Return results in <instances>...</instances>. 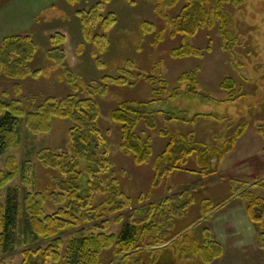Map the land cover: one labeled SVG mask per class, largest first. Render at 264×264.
Listing matches in <instances>:
<instances>
[{
    "label": "rangeland",
    "instance_id": "1",
    "mask_svg": "<svg viewBox=\"0 0 264 264\" xmlns=\"http://www.w3.org/2000/svg\"><path fill=\"white\" fill-rule=\"evenodd\" d=\"M156 1L0 0V44L7 37L22 35L29 36L38 47L36 56L29 65L37 75L24 80H11L0 74V97L6 94L5 101H16L25 111L31 112L49 98L61 99L71 94L74 87L69 82V77L72 76L77 80L75 85L78 86V95L94 99L100 108L99 127L109 133L111 175L133 202V209L122 215L108 216L107 234H119L124 223L131 220L132 213L134 222L143 220V211L148 205L155 204L159 196L165 199L167 194L168 199L175 200L176 204L171 210L178 208L180 211L184 203L192 202L193 205L197 203L193 195L184 193L182 194L184 202L177 203L178 195H176L177 189L192 185L194 181L200 179V176L193 174L197 172L194 158H191L181 169L156 182L152 165L138 166L132 156L124 154L121 150L120 126L112 122L110 115L124 101H150L153 98V87L147 82L150 76L157 79L164 78L163 80L167 81L172 89L178 85L177 80L182 74L198 68L200 80L197 90L208 96L207 99L181 96L167 106L158 104L154 106V109L158 111L173 112L182 119L187 117L191 120L200 116L197 123L166 122L158 118L153 129L140 125L137 132L143 139L152 143L155 157L165 151L169 142L168 139L161 137V131L175 136H186L189 134L188 131H200L201 133L218 131L220 133L218 141H214L211 137L213 133L204 135L202 139L201 137L197 139L195 136V139L197 142H200V139L204 140L209 148L215 147L213 143L220 148L228 136V125L246 122L249 124V130L240 141L238 140V146L237 144L235 146L236 152L230 154L233 157L236 156V161L252 155L255 157L253 159L255 164L259 163V158L264 159V0H242V6L230 5L228 7L233 15L234 26H237L242 40V46L237 49L233 61L232 55L223 51L221 38L216 31H201L196 38L186 41L182 37L174 39L169 37L170 30L155 12ZM98 5L105 9V14L114 13L116 15L117 26L109 33L111 44L108 50L95 57L97 49L85 42L78 12L90 11ZM183 5L184 0H180L175 8L166 11L167 16L174 17L179 14ZM148 23L155 29L150 35L145 32L144 28V25ZM161 31L165 33L166 38L158 47H155V38ZM55 34L64 35L67 42L60 46L53 45L51 38ZM210 40H212L213 52L204 60L170 57V52L180 48L184 42L199 48H206ZM98 59L103 63L102 66L98 65ZM159 62L163 64L162 70L152 72L153 66ZM106 76L123 77L128 83L123 86L107 85L105 93L96 91L92 94L90 88L91 94H89L84 88V85L98 87ZM229 77L233 78L237 84L244 85V92L240 99L232 100L227 93L222 94L220 85L225 78ZM242 80L248 82L243 83ZM17 87L21 89L20 92L16 91ZM182 87L185 88V86ZM71 126L72 122L69 120L54 119L51 122V131L38 136L30 134L24 126L21 127L19 147L11 150L1 159L0 170L7 169L9 157L17 160L19 173L9 186L20 188L23 198L26 193L36 194L37 192L48 196L46 189L50 190L49 185L55 178V173L44 168L37 160V155L44 149L56 153L67 150L68 131ZM227 158L222 163L223 166L230 165L228 161L231 160ZM213 165L216 169L218 166L216 159ZM253 174V172H245L246 176H242L235 184L228 183V181L214 185L208 183L202 190V195L208 203L205 207L202 206L201 210L196 208L184 215L176 212L173 214L170 208H167L166 216L162 217L166 224L161 232L165 236H173L182 226L195 221L198 216L213 208L222 198L232 195L235 190L237 192L244 186V181L241 180L250 179ZM109 186L108 180L105 179L104 188L108 189ZM2 193L3 197L0 202L4 203L6 190ZM250 193L252 196L264 198V179L257 183ZM237 198L238 200L226 206L214 218L192 227L191 233L198 232L202 236L205 228L210 227L214 231L213 225L217 226L215 231L217 230L219 237L215 238L224 245L225 249L223 256L213 264H264V252L258 244L257 227L253 224L256 229V237H254L251 229L244 230L245 226L240 219L227 221L229 216L226 215L233 213L235 204L245 203L247 205V196L240 194ZM103 199L105 198L100 194L94 204L99 206ZM44 207L47 214L55 212L58 208L48 200ZM22 212L19 234L20 239L25 240V245L7 254H0V260L6 264H21L23 250L47 245V242L34 238L24 205H22ZM119 216L122 217V221L118 222ZM101 222L102 220H99L96 223L100 225ZM88 228L86 226L85 229L78 228L65 232L63 234L65 245L60 250L63 258L59 263L50 262L49 264H66L64 259L66 243L72 237L85 233ZM241 229L243 230L241 237H226L230 231ZM196 238L201 239V237ZM157 257L159 258L157 264H201L197 261L179 262L174 257L172 249L169 252L157 254ZM113 259V252L107 251L102 264H109Z\"/></svg>",
    "mask_w": 264,
    "mask_h": 264
},
{
    "label": "trees",
    "instance_id": "2",
    "mask_svg": "<svg viewBox=\"0 0 264 264\" xmlns=\"http://www.w3.org/2000/svg\"><path fill=\"white\" fill-rule=\"evenodd\" d=\"M179 2L180 0L156 1L155 12L170 30L169 37L173 39L182 37L186 41L196 38L201 31H216L221 38L223 51L232 55L233 61L237 49L242 46V40L228 7L230 5L240 7L243 1L184 0L179 14L168 17L166 11L175 8ZM105 13V9L99 5L90 11L78 12L85 42L97 49L95 57L108 50L111 44L109 33L117 26L116 15ZM144 28L147 34L154 33L155 29L149 23L145 24ZM165 38V33L159 32L154 46L158 47ZM51 41L53 45L60 46L67 42V38L55 34ZM37 51V45L29 36L7 37L0 44V74L11 80H24L37 75L29 67ZM212 52V40L208 42L206 48L184 42L180 48L170 52V57L204 60ZM97 62L99 66L103 65L100 59ZM162 68L163 64L159 62L153 66L152 72L160 71ZM199 74L198 68L182 74L177 80L178 85L172 89L164 78L150 76L147 78V82L153 87V98L150 101H124L110 115L112 122L120 126L122 152L132 156L138 166L152 165L156 182L184 167L191 158H194L199 176L203 178L211 176L216 171L213 161L216 159L218 164L221 163L249 128L246 122L228 125L230 134L220 148H209L204 143L197 142L192 132L186 136H175L161 131V137L168 139L169 142L161 155L154 156L152 143L138 134V127L143 125L153 129L158 118L166 122L185 124L196 122L200 116L191 120L187 117L182 119L173 112L158 111L154 106L156 104L167 106L181 96L207 99L208 96L197 90ZM76 81L72 76L69 77V82L74 87L71 94L61 99L49 98L31 112L25 111L16 101H5L6 94L0 97V161L11 150L19 147L22 126L30 134L38 136L51 131V122L54 119L72 122L68 131L67 150L56 153L44 149L37 155L39 163L55 173V178L49 185L50 190L46 189L47 197L37 192L26 193L23 198L20 188L9 186L19 173V164L14 157L7 159L6 170H0V200L3 197L2 192L6 190L5 202H0V254H7L25 245V240H21L19 234L24 205L34 238L47 242V245L23 250L21 264L59 263L63 258L60 250L65 245L63 234L69 230L85 229L86 226L89 228L85 233L72 237L66 243L64 255L66 264H102L107 251L113 252L114 255L109 264H157L159 261L157 254L169 252L171 249L174 257L181 262L213 264L219 260L224 254V248L209 229L202 231L201 239L191 233L193 229L180 237H175V234L174 237L165 236L161 232L166 224L162 217L166 216L167 208H170L173 214L175 212L182 214L187 212L188 205L192 202L184 204L180 211L178 208L171 210L176 204L172 198L165 199L159 204H150L143 211L144 219L140 222L133 221L132 213L131 220L124 223L119 234L106 233L108 216L122 215L133 209V202L111 175L109 133L99 127L100 108L94 99L78 95ZM127 83L126 78L106 76L98 87L84 85V88L89 94L90 91L92 94L96 91L105 93L107 85L123 86ZM243 86L229 77L222 81L220 88L230 99L235 100L242 97ZM16 91L20 92L21 89L17 87ZM105 179L110 184L108 189L104 188ZM100 194L105 199L96 206L94 201ZM241 196L248 197L246 213L251 223L257 227L258 244L264 252V198L252 196L248 190ZM47 200L58 207L51 214L45 211ZM203 206L205 207V204ZM213 209L214 207L210 208L204 215ZM99 220H102L100 225L96 223ZM117 221H122V217L119 216ZM0 264L6 262L0 260Z\"/></svg>",
    "mask_w": 264,
    "mask_h": 264
},
{
    "label": "crops",
    "instance_id": "3",
    "mask_svg": "<svg viewBox=\"0 0 264 264\" xmlns=\"http://www.w3.org/2000/svg\"><path fill=\"white\" fill-rule=\"evenodd\" d=\"M223 93H225V92L222 91V94ZM197 122H198V120L196 122H194V123H197ZM209 129H210V127H209ZM248 130H249V128H248ZM198 131H199V129H198ZM247 131H246V133H247ZM191 132L195 134L197 139H199V137H201V139H202L204 137V135H207V134L209 135V133L210 134L213 133L212 131L211 132H202V133L200 131L199 132L188 131V133H191ZM246 133L244 135H246ZM228 134H230L229 130H228ZM211 137H213L214 141H216V140L218 141V138L220 137V133L218 131H214V133L211 134ZM201 139H200V142L204 143L205 145L208 146V144L206 142H204V140L201 141ZM241 139H239V141ZM212 145H215V147H216L215 143H213ZM237 146H238V144H237ZM212 147H214V146H212ZM235 150H236V148L233 149V151L231 153L233 154L234 152H236ZM228 155L230 157H228V156L227 157L230 158V160H231V161H228L230 165L223 166L222 163L225 161V159L227 158L226 157L221 163L218 164L215 173L212 174L211 176L206 177V178H203V177L200 176V179L194 181L192 183V185H189V186L186 185L183 188L177 189V192H176L177 193L176 195H178L177 203H183L184 202V200H183L184 197H181V195L183 193L184 194L193 195L194 199L195 200L197 199V203L196 204H194V205L193 204H189V205H193V206H188L189 208H188L187 212L183 213L184 215H186L188 212L192 211L193 209L196 210V208H200V210H201L202 206L204 204L208 203V200H205V198L202 195V190H204V186H206L208 183H213V185H214V184H217V183H220V182L224 183V182L228 181V183L235 184L236 181H238V179L242 178V176H246V175H244L245 172L246 173L253 172L254 174L252 175V178L247 179V180H243L242 179L241 181L242 182L244 181L243 182L244 186L242 188L238 189L237 192L235 190L232 195H230L228 197H225V198H222L219 202H217V204H215L213 211L210 212L209 214L204 215L202 213L200 216H198L197 219H195V221L190 222V223H186L184 226L181 227V229L179 231H177L175 233V235H176L175 237H180L181 235H183L187 231L191 230L192 227H194L196 225L199 226L204 221H206L207 219L214 218V216L217 215L226 206H228L230 204H233L234 201L238 200V198H237L238 195L242 194L244 191H247V190L250 191L251 189L254 188V186L257 183H260L264 179V159H260L259 158V160H258L259 163L255 164L254 161H253V159L255 157L252 156V155L246 156V157H244V158H242V159H240L238 161H236V156L233 157V156H231V154H228ZM231 158H234L235 162H234V159H231ZM256 158H257V156H256ZM232 163H233V165H232ZM213 167H215V165H213ZM241 170H243V171L240 172ZM256 173H258V174H256ZM193 174L199 176L197 174V172H193ZM257 175L259 176V178H258ZM255 178L258 179V180H256ZM165 197H166L165 199H168L167 198V194L165 195ZM157 199L158 200L155 202V204H159L163 200H165L162 196H159ZM184 204H186V203H184ZM233 209H234V211H233L232 214L226 215V216H229L227 221L231 222V221L240 219L241 222L243 223V225L245 226L244 230H246V231L248 230L249 231L251 229L253 231V236L256 237V229L253 226V224L251 223V221L249 220V218H248V216H247V214L245 212L246 204L245 203H243V204L242 203L235 204ZM213 226L215 228H217V226H215V225H213ZM215 228H214V231L210 227H208L207 229H209L211 231L213 237H219L218 234H217V230L215 231ZM242 233H243L242 229L239 230V231H234L233 230V231H230L228 236H226V237H241ZM195 236L196 237H202L201 234H199L198 232L195 234ZM222 246L224 247V245H222ZM179 262H181V261H179Z\"/></svg>",
    "mask_w": 264,
    "mask_h": 264
}]
</instances>
